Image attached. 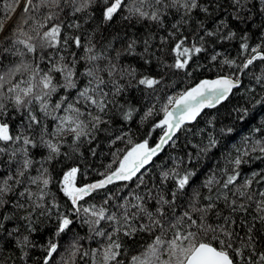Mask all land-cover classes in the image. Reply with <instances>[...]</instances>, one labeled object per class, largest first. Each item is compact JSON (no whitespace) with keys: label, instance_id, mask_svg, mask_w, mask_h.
I'll return each instance as SVG.
<instances>
[{"label":"snow or ice","instance_id":"6c2138e0","mask_svg":"<svg viewBox=\"0 0 264 264\" xmlns=\"http://www.w3.org/2000/svg\"><path fill=\"white\" fill-rule=\"evenodd\" d=\"M259 2L264 5V0ZM15 3L19 4L20 0H15ZM246 4L247 0H229L227 7L234 9L227 13L230 20L224 13L218 17L213 15V5L215 12L225 7L222 0H207L206 4L201 0H24L23 14L27 17L24 23L31 25L30 30L25 32L23 27L17 28L12 33L15 39L9 42L8 47H3V42H0V116L7 118L11 111L21 113L23 117L21 131L15 136L10 134L9 123L0 120V156H9L7 174L0 176V241L4 242L0 243V264H9L10 260L11 264H16L14 259L4 255V248L10 242L14 244L13 250L19 251L21 264L32 259L29 251H35L37 243L31 235L37 232L34 224L40 218L54 219L52 227L55 231L46 243L39 245L40 252L33 264H78V261L83 264L86 260L90 264H264V249L257 248V237L264 235V174L252 173L243 184L238 183L241 175L239 166L246 163L244 157L249 154L238 146H234L235 158L230 153L227 157V163L232 167L221 173L225 177L223 180H218L213 173L199 186L193 187L196 169L184 167L183 158L170 157L176 161L175 165L171 168H166L163 163L157 165L159 180L150 188L145 185L147 190L143 195L134 191L122 198V203L113 204L116 196L105 192L106 198L99 206L89 204L85 199L107 190L109 185L118 181L136 178L140 181L139 188L144 183L141 170L150 165L170 142L175 145L176 133L196 121L205 109H216L218 114V106L233 104L235 98L227 114L231 117L234 113L236 120L247 122L252 116L247 105L255 99L256 87L264 89V75L256 76L252 87L245 88L242 81V75L255 61H264L262 21L259 25L252 24L260 33L261 42L255 47L249 44V30H240L243 34L239 36V55L247 56L240 64L235 59L222 61L232 69L231 74L218 72L215 78L200 79L175 95H168L166 103L158 110L153 104L140 115L141 108L132 102H117L116 98L129 87L120 81L128 77L130 83L134 81L136 85L143 86L145 94L151 96L162 80L146 74H139L137 80V69L131 66L121 68L113 58L103 52L97 53L93 40L100 25L110 24L115 16L126 11L127 15L122 16L124 20L152 21L154 26L167 31L164 19L174 12L180 20L172 25L171 31L160 36L162 46L169 45L166 55L172 56L173 62L157 59L162 67L183 70L194 56L205 51L206 40L219 38L226 41L237 37V31L232 29V20L237 24L252 23V15L246 12L244 17L241 16ZM194 10L203 13L205 19L197 21L189 43L188 36L179 30L182 24L191 20ZM260 11L264 14V7ZM97 16L100 19L93 33L88 35L87 43H84V35H63L65 26L81 27L75 22L68 24V19L75 21L87 17L88 20H96ZM209 21L214 27H208ZM2 30L3 23H0ZM151 39L144 40L145 53L149 52ZM135 45V40L130 41L126 51L134 52ZM73 46L83 49L84 55L79 56L78 52L72 51L69 59L67 55L59 54L69 52ZM53 49L56 54H52ZM105 50L110 52L112 44L105 46ZM29 54L33 57L30 61L26 59ZM220 55L215 52L210 60L216 62ZM8 56L15 59L5 64ZM119 56L120 52H117L115 60ZM81 61L86 64L83 72L78 68ZM98 61L106 63L101 66ZM105 73L107 79L103 75ZM238 89H243V92H238ZM255 104L264 107V95L255 99ZM158 112L162 113V118ZM137 115H140V124L152 123L149 138L156 129L163 131L154 146H149L147 138L134 142L130 131H125L126 126L130 129ZM154 116L158 122L152 121ZM117 118L120 127L114 131L120 134L110 142L115 145L118 141L127 140V146L112 153L113 161L104 172L97 173V179L78 183L79 165L66 171L60 169L62 177H53L45 165L57 161L62 155L68 157L67 153L61 152L62 145L67 143L63 139L65 136L71 139V149L75 153L79 151L81 142L87 140L91 143L96 133L107 131L106 126H111ZM215 121V116L207 120V127L212 131L207 132L206 143L202 140L201 144L193 146L196 148L195 157L191 152L187 154L189 165L193 160L198 163L202 156L218 147L220 140L217 135L225 141L231 139L235 126L217 130ZM205 131L200 129L198 134L203 135ZM252 131L260 132L261 128ZM250 138H242L245 148ZM257 147L264 154V141L256 140L252 150ZM30 148L47 149V155L35 161ZM3 163L0 160V164ZM54 183L59 184V192L69 202L64 211H60L56 195L49 188ZM253 183L262 186L253 190ZM201 188L207 189L209 194L203 195ZM221 200L223 209L218 204ZM18 211L26 215L17 217ZM18 221L25 222L23 227L27 235L19 227L9 228V224L15 225ZM84 225L88 227L89 241L99 246L85 249L84 237L76 234L64 253H59L62 236ZM142 234H147L151 242L145 241L142 248H137L138 242L134 238ZM121 237L133 238L131 250L125 248ZM129 251H138V254L131 255L129 259ZM58 253L59 260L56 259Z\"/></svg>","mask_w":264,"mask_h":264},{"label":"trees","instance_id":"16d2710c","mask_svg":"<svg viewBox=\"0 0 264 264\" xmlns=\"http://www.w3.org/2000/svg\"><path fill=\"white\" fill-rule=\"evenodd\" d=\"M23 2L24 0H20V3L17 4L15 3V0H0V23H3V30L0 31V42H3V47L10 46L9 42L15 39V36H13L12 33L17 28L23 27L25 32L30 30L31 25L24 23L27 17L23 14ZM201 2L206 4L207 0H201ZM222 2L225 4V7L222 8L220 12H215V5H213L212 10L214 17H218L221 13H224L225 17L231 20V17H227V13L233 12L234 9L227 7L229 0H222ZM252 5H255V7H252ZM262 7H264V5H261L259 0H247L245 9L241 11V16L244 17L246 12L247 14L252 15V23L237 24L235 20H232V29L237 31V37L233 40L226 41H220L219 38H217L216 41H212L211 39L206 40L205 51L194 56L190 61L189 66L183 70L168 69L162 67L160 64V60H163L166 63L173 62L172 56L166 55V53L169 51V45L162 46L160 36L166 35L167 31L172 30V25L176 24L180 20L179 15L175 14L174 12L170 13L164 19V27L167 31L160 30V28L153 25L152 21L138 20L137 18L124 20L122 19V16L127 15L126 11H123L119 15L115 16L110 24L100 25L99 31L95 33V38L93 40V43L96 45L95 51L97 53L103 52L104 55L113 58L114 62L118 63L121 68L131 66L137 69L138 75L135 78L137 80L140 78L139 74L155 76L157 79L162 80V83L156 86L155 93L151 96H148L145 94V89L143 86L136 85L134 81L130 83L129 78L125 77L120 82L124 83L125 85H129V87L126 88L121 97L116 98L117 102L124 103L125 100H128L132 102L134 106L140 107V115H143V112L148 107H151L153 104H155L158 110L162 104L166 103L168 95H175L179 91L184 90L187 86L194 85L200 79L215 78V75L218 72L231 74L232 69H230L227 65H224L222 61H224L225 58L235 59L237 64H240L247 56V54L243 57L239 55V36L243 34V32L240 30H249V36L251 37L249 39V44L251 46L255 47L256 44L261 42L259 39L260 33L252 27V24L259 25L262 21H264V14H261L260 11ZM248 8H251V12H248ZM77 15L79 16L80 14ZM99 19L100 18L98 16L96 20H88L87 17H80V19L74 21L70 18L67 21L68 24L75 22L79 23L81 27L79 29H75L65 26L62 28V33L64 36L84 35V43H87V37L89 34L93 33V30L97 27ZM204 19L205 17L203 13L199 12L198 10H194L191 20L182 24L179 31L188 36L189 43L192 42V36L195 33L197 21ZM208 27L212 28L214 25L209 21ZM148 37H152L153 39H151L149 44V52L145 53L144 40ZM132 40L136 41L135 50L134 52H128L126 51L127 45ZM109 43L112 44V50L110 52L105 50V46H107ZM213 49H215V52L221 53L216 62H212L210 60V57L215 54ZM72 51L78 52L79 56L84 55L83 49L78 50L74 46L70 48L69 52H61L59 54L67 55L70 59V53ZM0 52H2V48H0ZM117 52H120V56L118 60H115ZM52 54H56L55 49L52 50ZM157 57H159L160 60H158ZM32 58L33 57L31 54L26 57V59L29 61L32 60ZM14 59L15 57L8 56L4 63L7 64L8 60ZM146 61H149V63H146ZM97 63L103 66L106 61H98ZM85 67L86 64L84 61H81L78 65V68L81 72L84 71ZM103 75L105 76V79L108 78L106 73ZM260 75H264V61L257 60L242 75V81L245 88L255 86L254 78ZM20 78L24 79V77ZM83 86L84 78H82L81 82V87ZM237 91L242 93L243 89H238ZM61 94L63 95V93ZM73 95L75 94L73 93ZM261 95H264V89L256 87L255 99H260ZM255 99L247 105L250 109V112L252 113V116L248 118L247 122H240L236 120L234 113L231 117L228 116L227 113L231 110L233 104L235 103V98H233V104L225 103L223 106H218V114L216 109H205L196 121L187 124L182 130L176 133L174 137L176 141L175 145H172L170 142L164 147L162 152L159 153L157 157L153 158V162L150 165L145 166V169L141 170L143 173L144 183L141 184L139 188H137V185L140 184V181L136 178H134L132 181H118L112 185H109L107 190H101L98 194H93L91 198H85L87 203L96 204L99 206L106 198L105 192H109V194L116 196V199L112 202L113 204L117 202L122 203V198L128 197L129 193L134 191L143 195L147 190L145 185L150 188L154 182H158L159 180L160 169L156 167L157 165H161L163 163L166 168H171L175 165L176 161L170 159V157H176L177 159L183 158L184 167H194L196 169L197 175L193 179V187L199 186L209 175L213 173H215L218 180H223L225 177H223L221 173L226 168L230 169L232 167L227 163V157L229 156V153L233 159L237 154L234 146H238L241 148V150L248 151L249 153L244 157L246 163H242L239 166V171L241 173L240 177L238 178L239 184H243L244 179L251 177L252 173L264 174V154L259 151L258 147L255 151L252 150V148L255 146L256 140L264 141V124H262V121H264V107L255 104ZM137 101H139V103H137ZM140 115L135 116L134 121L130 125V129L128 126H126L125 131H130V135L134 142H141L143 139L147 138L149 139V146H154L159 141V137L163 134V131L161 129H156L149 138L148 131L151 130L152 123H147L146 125L140 124ZM158 116L159 118H162V113L158 112ZM214 116L216 117L215 127L217 130L224 126H235L234 133L230 134L231 139L225 141L221 139L220 135H217V139L220 140L218 147L213 149L207 155L202 156L198 163L193 160L192 164L189 165L187 154L191 152L193 157H195L196 148L193 146L201 144L202 140L205 143L207 142V132L212 131L210 127H207V120ZM22 119L23 117L21 113H13L11 111L7 118L0 116V120L9 123L10 134L13 136L21 131ZM152 121L158 122L157 117L154 116ZM24 124H27L26 120H24ZM106 127L107 131L101 130L100 132L96 133V138L91 143H89L87 140L81 142L79 151L75 153H73L71 149V139L65 136L63 139H65L67 143L62 145L61 152L67 153L68 157L62 155L57 158V161L59 162L53 161L51 164L45 165L46 167H49L53 177L59 179L63 175L60 169H64L66 171L69 167L79 165L81 172L77 176L78 183H89L97 179V173L104 172L106 167L113 161L114 157L112 153L116 152L117 149H122L127 146V140L124 142L118 141L115 145L111 144L110 142L115 135L120 134L119 131H114V129H119L120 127L118 118L111 126ZM254 128H261V131L253 133L252 130ZM200 129H206L203 135L198 134ZM24 130L26 134L31 135L30 131L27 129ZM243 137H251L248 141L247 148H245L242 144ZM93 149L95 150V154H93ZM29 151L32 154V159L35 161H39L43 156L47 155V149L44 148H30ZM0 160L4 161L3 164H0V176L6 175L7 168L9 166V156L7 154L0 156ZM38 166L39 165L37 164V167ZM12 168L14 171L15 164L12 165ZM31 174L35 173L32 172ZM257 179H259V177H257ZM261 186L262 185L253 183L251 187L253 190H255ZM59 187V184L56 183L49 186L51 192L56 195V201L60 205V211H64L65 205L69 202L67 201V198L59 192ZM200 191L203 195L209 194L207 189L201 188ZM218 204L221 209L224 208L223 200L219 201ZM84 206H87V204ZM225 214H227V211H225ZM15 215L20 217L26 215V213L23 211H18ZM24 223V221H18L15 225L9 224V228H12L13 226L19 227L22 233L27 235V230L23 227ZM53 223L54 219L49 221L45 218H40L34 224V227L37 228V232L31 235V239L37 243V247L35 251H29V256L32 259H29L27 264H33V260L40 252L39 245L46 243L49 236L54 233L55 229L52 227ZM103 223L104 222H102V224ZM77 224H79V221H77ZM76 234H78L80 237H84L83 245L85 249L99 246L98 244L89 241L88 227L87 225H84L83 227L75 228L67 235L62 236L60 239V244L62 247L59 249V253H64L65 248L68 247L73 236ZM121 239L125 248L131 250V241L133 238L121 237ZM134 239L138 242L137 248H142L145 241L148 243L151 242L148 239L147 234L136 236ZM257 239L259 241L257 248L264 249V235L258 236ZM0 243L4 242L0 241ZM13 249L14 244L10 242L8 246L4 248L5 257H11L15 260L16 264H21L19 260V251H14ZM59 253L56 255L57 260L60 259ZM137 254L138 251H129L127 253L129 259L131 255ZM245 255H247V252ZM123 258L124 257L122 255L121 259ZM9 264H11V260L9 261ZM78 264H81V262L78 261ZM83 264H90V261L86 260L83 262Z\"/></svg>","mask_w":264,"mask_h":264}]
</instances>
